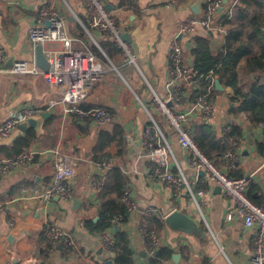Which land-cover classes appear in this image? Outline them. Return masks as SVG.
I'll return each mask as SVG.
<instances>
[{
    "label": "crops",
    "instance_id": "crops-1",
    "mask_svg": "<svg viewBox=\"0 0 264 264\" xmlns=\"http://www.w3.org/2000/svg\"><path fill=\"white\" fill-rule=\"evenodd\" d=\"M91 1L0 0V45L7 55V61L2 65L5 71L0 72V124L13 114L27 109H35L36 113L31 118L38 120L36 126L28 125L26 129H21L19 125L10 135L0 139V157L9 158L15 156L12 147L17 138L24 136L31 128L37 132V138L24 151H36L35 158L0 175V203H6L0 211V264H108L109 260L115 264L114 254H108L103 248L104 232H92L86 226V221L97 222L100 219L99 193L103 186H95L94 176L107 179L113 166H119L127 174V188L136 201V207L129 211L128 220L119 225L128 233L138 263L149 264L151 256L141 236L142 219L150 211L155 229L154 220L164 224L159 231L160 248L168 247L174 254L180 255L177 260L173 256L165 264H256L253 256L257 227H246L239 216L227 219L228 212L234 206L230 198L223 189L218 190L221 185L217 181L205 182L207 173L203 174L191 165L189 152L181 146L176 130L169 125L153 99L155 94L161 99L167 97L169 53L175 39L178 38L182 44L184 65L191 69L194 68L191 54L194 36L209 34L213 52L223 50L227 31L218 20L231 10L234 0H222L223 5L218 9L212 28L202 26L189 34L180 35L179 26L184 19L204 15V0L198 13L193 11L192 6L199 0H103L124 33H129V43L138 59V66L130 67L122 52L113 59L106 53L110 59L105 60L107 71L104 78L95 83L80 103L88 109L108 107L114 114L113 121L125 131L123 153L118 154V149L112 148L109 162L94 158V148L103 126L90 119L82 120L77 113L68 112L67 106L61 102L64 93L61 86L48 83L39 74H12L6 71L16 61H27L31 67L36 64V47L29 39V31L43 4L51 5L67 18V29L73 38L84 41L90 48L92 43L96 45V40L102 48L101 41L111 37L98 28L90 29L94 39L85 29V36H78V17L81 20V17H86L85 23L91 20ZM125 1L127 4L122 5ZM47 47L56 49L60 45L53 42ZM74 47H83V42L75 41ZM98 49L101 55L95 53L103 58L102 51ZM238 80L240 89L247 93L257 82L264 85V70L251 71L243 59L238 65ZM195 90L196 87H186L182 101L171 104L173 109H191L197 101ZM234 97V89L223 92L216 89L213 113L204 117L196 109L189 116L186 126L194 136L195 129L202 123H208L220 135L239 126L242 136L234 143L236 157L227 172L229 175L231 172L252 175L251 183L258 187V191H253V196L261 195L264 200V151L261 150L264 148V125H254L247 112H233ZM53 100L58 103L51 106ZM145 105L160 120L186 177L196 185H203L208 192L206 199L209 203L204 205L206 220L201 218L184 190L177 191L171 183L155 175L156 164L143 145L150 125ZM46 112L49 113L47 117L43 115ZM54 149L78 162V173L72 180L75 197L66 201L55 196L49 202L30 198L35 187L43 188L53 181L54 161L58 157ZM250 189L251 184L247 192ZM175 210L187 213L195 221L197 230L188 233L168 225L166 218ZM47 222L70 233L77 241V249L69 253L63 248L52 247L42 234ZM116 228L113 225L106 232L115 237ZM47 250L49 253L45 257Z\"/></svg>",
    "mask_w": 264,
    "mask_h": 264
},
{
    "label": "built area",
    "instance_id": "built-area-1",
    "mask_svg": "<svg viewBox=\"0 0 264 264\" xmlns=\"http://www.w3.org/2000/svg\"><path fill=\"white\" fill-rule=\"evenodd\" d=\"M204 1V15H194L184 19L179 26V35L189 34L202 26L213 27L215 16L218 9L223 5V1ZM236 1L234 0L233 6ZM91 2V20L85 23L78 17V21L84 27L86 33L93 38L90 29L98 28L101 32L108 34L116 47L121 50L126 63L131 66H138L137 55L131 44L123 39L124 30L118 23L116 16L108 9L103 0H92ZM66 21L67 18L57 9L49 4H43L36 22L30 28L29 39L34 48L38 45L43 46L51 65L50 69H43L37 64L31 67L27 61H16L6 71L12 74L30 72L42 75L48 83L59 85L64 89L61 102L67 106L68 112L77 113L82 120L90 119L99 126L107 125L114 120V114L108 107L82 109L79 104L85 100L95 83L104 78L107 71L105 60L110 58L96 40L95 43L102 51L103 58H99L84 41L73 38L69 34ZM75 41L83 42V47H74ZM53 42L58 43L60 47L49 49L47 45ZM6 61L5 49L0 45V72L5 71L2 65ZM209 77L215 78L213 75L208 76V84L202 90L204 76H198L194 69L184 65V50L177 38L170 47L166 84L167 97L161 99L155 94L153 99L169 125L176 130L181 146L189 152L191 165L197 168L198 171L207 173L205 182L217 181L224 193L230 198L234 206L228 212L227 219L232 220L234 217L239 216L243 219L246 227H257L253 259L256 264H264V206L255 203L247 194L253 176L231 177L227 172V168L232 165L236 157L234 151L229 150L224 153L223 165L218 167L201 151L194 134L186 126L189 116L194 110L199 109L204 117H209L214 111L216 87L214 80H210ZM186 87H196L198 90L196 104L188 111H177L173 109L171 104L182 101V98L186 95ZM57 103L53 100L50 105L54 106ZM145 107L149 113L150 125L147 128L143 145L156 164L155 175L159 179L171 183L177 191L184 190L193 201L201 218L206 220L204 205L209 203L206 199L208 192L204 189H198L196 184L186 177L175 157L173 147L165 131L150 109L146 105ZM35 113V109H27L7 118L0 124V139L10 135L17 126L27 121ZM59 152V149H54V153L58 157L54 161L55 174L53 181L43 188L35 187L29 195L30 198L49 202L55 196L66 201L75 197L72 180L78 173V162L72 157L62 156ZM36 154V151H27L14 157H0V175L8 173L27 161H31ZM105 182L106 177L94 176V184L97 188L104 186ZM122 200L127 203L130 211L136 207V201L132 197L129 188L123 193ZM5 205V202L0 203V211L4 209ZM122 219L123 217L119 215L115 221L119 223ZM151 219L152 213L150 211L146 212L141 223V236L147 252L155 257L161 245V238L153 227ZM42 234L54 248L61 246L67 252L72 253L78 247L76 239L70 233L53 223L47 222L43 227ZM102 242L105 252L114 254V236L105 231L102 235Z\"/></svg>",
    "mask_w": 264,
    "mask_h": 264
},
{
    "label": "trees",
    "instance_id": "trees-1",
    "mask_svg": "<svg viewBox=\"0 0 264 264\" xmlns=\"http://www.w3.org/2000/svg\"><path fill=\"white\" fill-rule=\"evenodd\" d=\"M126 5L127 2H122ZM129 6H133L130 4ZM86 22V17H81ZM219 24L227 31L226 43L222 51L213 52L210 35H196L193 37L194 46L191 54L194 59V71L198 76L203 75L202 90L208 84L207 77L213 75L219 79L225 87H232L235 91L233 98V112H247L254 125H264V85L255 83L247 93L239 87L238 65L244 59L251 71L264 70V0H237L231 10L227 11L218 20ZM78 36L84 37L85 31L80 23H77ZM104 51L112 59L121 54L112 39L101 41ZM91 48L101 55L98 47L91 44ZM198 91L197 89L195 90ZM82 109H88L79 104ZM242 136L239 126L232 127L227 134H218L208 123H202L195 129V139L201 151L218 167L223 165V155L229 150H234V143ZM37 138L35 128H31L24 136L17 138L13 144V156L23 153ZM125 145V131L123 127L112 121L103 126L98 134L97 144L94 148V158L98 161L109 162L112 148H116L118 154L123 153ZM264 151V148H261ZM231 177L240 178L244 175L230 173ZM252 182V181H251ZM248 196L258 205L264 206L261 195L253 196V191H258L256 184L251 183ZM129 185L127 174L119 166H113L106 182L100 190L101 206L100 219L86 221V226L96 233H103L115 225L123 224L128 220L130 211L127 203L122 200L123 193ZM207 185V184H206ZM198 189H205L203 185H196ZM208 186V185H207ZM121 215L123 219L116 223L115 219ZM155 221V227L159 233L163 223ZM120 226V225H119ZM115 264H140L135 260V254L130 245L128 233L120 226L114 237ZM49 250L45 252L48 256ZM174 251L168 247H159L155 257L149 258V264H165L172 259ZM106 264V263H104Z\"/></svg>",
    "mask_w": 264,
    "mask_h": 264
},
{
    "label": "water",
    "instance_id": "water-1",
    "mask_svg": "<svg viewBox=\"0 0 264 264\" xmlns=\"http://www.w3.org/2000/svg\"><path fill=\"white\" fill-rule=\"evenodd\" d=\"M201 3H202V0H199L195 5L192 6V9L195 13H198L199 12V9L201 7ZM72 20H75L74 17H71ZM123 39L128 41V42H131V38H130V35L128 32H125L123 33L122 35ZM35 53H36V57H35V61H36V64L43 68V69H50L51 65H50V62L48 60V58L46 57V54L44 52V48L42 45H38L36 47V50H35ZM210 80H214L215 82V87L218 91H232V87H225L221 81L217 78H213V77H209ZM49 113H44L43 115L45 117L48 116ZM37 122L38 120L36 118H30L28 120V122H25V123H22L20 124V128L21 129H26L28 125L30 126H36L37 125ZM203 174H206L205 171H202ZM221 187L219 186L218 187V190L221 191ZM128 214H130V212H128ZM98 217L95 219L97 220ZM166 222L168 225H170L172 228L174 229H178V230H181V231H186L188 233H191L193 231H196L197 230V225L195 223V221L193 219H191L187 213L183 212V211H179V210H175L173 211L167 218H166ZM117 230L120 229V226L117 225ZM59 248L61 249L62 247L59 246ZM146 256V255H145ZM174 259L177 260L179 258V254H174ZM108 264H113V261L112 260H109L108 261Z\"/></svg>",
    "mask_w": 264,
    "mask_h": 264
},
{
    "label": "rangeland",
    "instance_id": "rangeland-1",
    "mask_svg": "<svg viewBox=\"0 0 264 264\" xmlns=\"http://www.w3.org/2000/svg\"><path fill=\"white\" fill-rule=\"evenodd\" d=\"M116 61H117V60H116ZM117 66H118V63H117ZM117 66H116V67H117ZM130 67H133V66H130ZM134 67H135V66H134ZM159 121H160V120H159Z\"/></svg>",
    "mask_w": 264,
    "mask_h": 264
}]
</instances>
